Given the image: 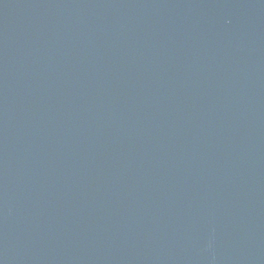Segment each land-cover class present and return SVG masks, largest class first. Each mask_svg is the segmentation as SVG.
Returning <instances> with one entry per match:
<instances>
[{
    "label": "water",
    "instance_id": "obj_1",
    "mask_svg": "<svg viewBox=\"0 0 264 264\" xmlns=\"http://www.w3.org/2000/svg\"><path fill=\"white\" fill-rule=\"evenodd\" d=\"M0 264H264V0H0Z\"/></svg>",
    "mask_w": 264,
    "mask_h": 264
}]
</instances>
